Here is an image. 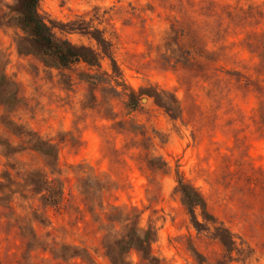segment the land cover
Returning <instances> with one entry per match:
<instances>
[{"label":"rangeland","instance_id":"374dc122","mask_svg":"<svg viewBox=\"0 0 264 264\" xmlns=\"http://www.w3.org/2000/svg\"><path fill=\"white\" fill-rule=\"evenodd\" d=\"M21 10L0 0V264H264V0H40L97 55L70 68Z\"/></svg>","mask_w":264,"mask_h":264},{"label":"trees","instance_id":"16d2710c","mask_svg":"<svg viewBox=\"0 0 264 264\" xmlns=\"http://www.w3.org/2000/svg\"><path fill=\"white\" fill-rule=\"evenodd\" d=\"M40 0H21V24L31 33L37 46L38 54L47 66L70 68L80 63L94 67L98 63L97 55L89 48L75 47L68 41L58 40L52 27L47 24L38 12ZM188 194L187 190L184 189ZM189 205H194L188 195Z\"/></svg>","mask_w":264,"mask_h":264}]
</instances>
